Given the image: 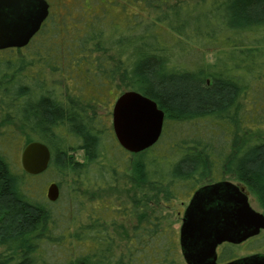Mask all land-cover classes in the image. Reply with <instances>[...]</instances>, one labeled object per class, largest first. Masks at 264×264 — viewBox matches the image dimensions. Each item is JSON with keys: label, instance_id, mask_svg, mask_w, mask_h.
<instances>
[{"label": "trees", "instance_id": "1", "mask_svg": "<svg viewBox=\"0 0 264 264\" xmlns=\"http://www.w3.org/2000/svg\"><path fill=\"white\" fill-rule=\"evenodd\" d=\"M112 1H120V11L133 6L126 25L100 4L69 23L48 2L30 42L0 50V129L7 127L0 136L22 148L38 140L51 153L47 169L30 175L0 146V264H177L179 242L158 239L169 226L161 205L229 175L264 207V0ZM187 53L194 55L190 62L182 58ZM86 87L94 92L76 93ZM110 90L116 98L137 91L164 112L153 146L130 153L117 143L97 108ZM173 124L177 138L165 144ZM78 149L81 160L73 156ZM46 173L59 188L53 202L34 184ZM119 187L130 194L112 206L111 226L116 216L139 222L131 233L122 231L125 254L114 252L117 241L106 227L97 228L111 220L104 211L83 224L80 208L81 198L102 199V190ZM70 223L78 224L73 233ZM87 227L96 232L87 236ZM72 238L78 251L47 256ZM224 248L230 245L220 260L235 255Z\"/></svg>", "mask_w": 264, "mask_h": 264}, {"label": "water", "instance_id": "2", "mask_svg": "<svg viewBox=\"0 0 264 264\" xmlns=\"http://www.w3.org/2000/svg\"><path fill=\"white\" fill-rule=\"evenodd\" d=\"M49 8L47 0H0V50L25 47L47 18ZM163 122L164 112L137 91L126 90L114 101L113 134L127 152L139 153L153 146L160 138ZM50 157L48 146L33 140L22 148L20 165L25 173L38 175L47 169ZM226 184L215 183L194 192L180 228L185 264H263L260 260L216 261L218 244H238L264 229V215L252 209L236 190H226ZM58 196V185L51 182L46 197L53 202Z\"/></svg>", "mask_w": 264, "mask_h": 264}, {"label": "rangeland", "instance_id": "3", "mask_svg": "<svg viewBox=\"0 0 264 264\" xmlns=\"http://www.w3.org/2000/svg\"><path fill=\"white\" fill-rule=\"evenodd\" d=\"M47 1L51 2L53 4V6H51V8L52 9L54 8V13L64 17L66 19V21L69 23H71L70 18H73L74 15H77L79 13H84V17H85L86 15H88V12L90 9H97V8H99V4H100V5L106 6V8L109 10L108 13H113V12L117 13L116 22L123 26V25H126L127 24L126 21L130 19V16L129 15L127 16V14L132 12V7H133L132 5L126 6L123 8V10L120 11V9L117 5V4H121L120 1L113 3L112 0H99L98 5L96 4V6L94 8H90L88 5L84 4L80 0H64L66 3H68V5H63V6L61 4L63 2V0H47ZM78 3H79V8H76V4H78ZM125 5H129V4L126 3ZM62 7H67V9L64 10ZM156 30L160 35H162V37H164V35L166 34V30H165L164 26H159V27H157ZM182 58L185 62H190L194 58V55L192 53H187L184 56H182ZM205 59L207 61H210L213 59V55L212 54H206ZM54 78L61 79V77H59V75H54ZM72 92H75V91H72ZM93 92L94 91L90 90V87H86L84 90L79 91V92L77 91L76 93L87 95V94H91ZM115 93H116L115 90H110L109 92H107L106 96L101 97V99H100L101 102L99 104V107H97L98 112L100 113V115L102 117L105 118V120L109 126H111L112 108H113L114 101L116 99ZM10 127L15 128V127H17V125L12 124V125H10ZM6 128H2L0 130L6 129ZM175 130H176V124H173L172 127L170 128V131L168 130V132H166V134H165V137L163 140V142L165 144H166V142L173 141L175 138H177V137H175V134H174ZM0 146L3 147L2 150L5 152L6 158L8 159V161L12 164L13 163L16 164L18 161L20 150L22 148V145L19 142V140L17 141L16 139H13L12 137H10L8 135H3V136H0ZM73 156L76 159L81 160L83 158L82 150L78 149V150L74 151ZM228 178H230V177H228ZM52 181L53 180L51 179V174H48V173L42 175L41 178L36 180L34 184L36 186V191L38 192V194L45 196L46 191H47V187L49 186V184ZM129 194H130V191L127 190V187H119L115 190H112L110 188H106L100 192L102 199L94 198L92 200H88L84 197H83V199L81 198V201H82L81 203H83V205L81 204L80 208H84V215H82V219H83L82 223L85 224V222L87 221V219H86L87 216L94 215V214L100 215L103 211H104V213H103L102 217L104 218V220L108 221L109 219L113 218L115 216V214L112 211V206L118 205V202L121 201L122 199H126L127 196H129ZM101 200H103V202H105V203L100 202ZM182 200H184V199H182L180 196L177 200L169 202L166 205L162 204L160 207L161 209H163L162 214H166V219L164 221V224L166 222L170 227H172V228H170L169 226L166 227V229L168 230V232H166V237L163 236V237L158 238V239H161L162 242L167 243L168 241L171 240V238H174L178 241L177 232H178V228L181 224L182 212L187 205V201H182ZM250 202H251L252 207L254 209L261 211V209H260V207L257 204L255 199H251ZM103 207L105 208V210H103ZM119 215H120V213H119ZM116 217H117L116 222H118L117 227H114L113 225L111 226L112 221H115V220L111 219L110 222H108V223L102 222L103 225L101 227H97V228L103 229L104 227H106L108 229V231L114 235V237L117 241V243H116L117 247L114 248V252H116V254L117 253L118 254L119 253L125 254L126 249H125L124 243H125L127 237L124 236L125 234L122 231L124 229V231L126 233H128V234L131 233L132 227L135 226L139 222H137L136 217H134V216H124V217L116 216ZM88 222H89V220H88ZM76 226H78V224L70 223V228H71L70 232L71 233H73ZM92 229H90V227L89 228L87 227L86 229H82V230L85 231V234L87 233L86 232V230H87L88 234H86V235L91 236L93 234V232H96V231H94V229L93 230ZM171 229H173L172 232L169 231ZM87 236L84 237L83 241L85 240V238ZM72 239L73 240H71L69 243L66 241V242H64V244H59L60 246H57V245L51 246L47 252V256L54 257V255L58 254L61 257L62 252L65 251L64 249H67V251H71V253L74 252V250L76 248L78 251L80 248L78 247L76 240L74 238H72ZM90 243L92 244V242H90ZM57 244H58V242H57ZM256 244H258V242H256ZM65 245L67 248L64 247ZM89 246L90 245H87L86 247H89ZM82 247H84V245ZM219 249L221 251L220 247H219ZM244 249L245 248H244L243 244H233L230 246V248H227V249L224 248L226 255H231L230 252H232L234 254L238 253L239 255L240 254L242 255L243 254L242 250H244ZM59 250H60V252H58ZM80 251H83V250L81 249ZM176 258L178 259L177 264H185V262L182 258L181 252H180V256L179 257L177 256Z\"/></svg>", "mask_w": 264, "mask_h": 264}, {"label": "flooded vegetation", "instance_id": "4", "mask_svg": "<svg viewBox=\"0 0 264 264\" xmlns=\"http://www.w3.org/2000/svg\"><path fill=\"white\" fill-rule=\"evenodd\" d=\"M49 11H50V8H49ZM19 164H20V155H19ZM228 177H230V178H228ZM228 177L227 178H223V179H217L215 181H212V182L206 183L204 185H201L198 188H196L193 192H191L190 195L186 199L182 200V201H187V205H186V207L184 208V210L182 212L181 224H180V226L178 228V232H177L178 242H179V238H180V228H181V225L183 224L185 211H186V209L189 206L190 200H191L194 192L196 190L200 189V188H203V187L215 184V183H228V184H226L227 187L225 189L226 190H236L238 192V194H240L241 196H245L246 199H247L248 204L250 205V207L252 209H254V208L252 207V204H251L250 200L251 199H255L257 204L259 205L261 211H258L256 209H254V210L257 211V212H260V213H262L264 215V207L259 204L256 196L252 193V191L246 185L242 184L237 179H234L233 176L229 175ZM226 193L227 192H225L223 195L227 199L228 195ZM209 200H210V198H209ZM207 203H208V200H207ZM256 242H258V244H256ZM233 244H235V243L224 241V242H222V243L217 245V247H216L217 260L216 261L218 263H226V262L233 261V260L244 259V260H249V261L260 260L264 264V229H261L258 234L250 236L247 239H245L244 241L238 243V244H243L244 245L245 249L242 250V252H243L242 255L241 254L239 255L237 253L232 258H229V259L227 258V259H224V260H220L219 259V253H220L219 247L222 248V247H225L226 245H230L231 246Z\"/></svg>", "mask_w": 264, "mask_h": 264}]
</instances>
